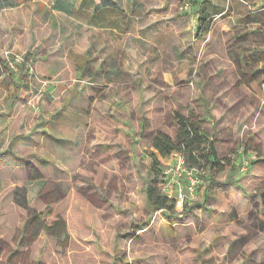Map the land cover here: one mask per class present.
I'll list each match as a JSON object with an SVG mask.
<instances>
[{"label": "rangeland", "instance_id": "374dc122", "mask_svg": "<svg viewBox=\"0 0 264 264\" xmlns=\"http://www.w3.org/2000/svg\"><path fill=\"white\" fill-rule=\"evenodd\" d=\"M21 1L0 13V91L20 92V130L49 148L20 165L0 155V264H264V37L249 33L247 0L207 3L201 35V0H78L66 14ZM76 65L83 80L45 82ZM175 110L232 164L152 211V139L176 138ZM158 156L165 179L174 154ZM59 218L64 234L41 228Z\"/></svg>", "mask_w": 264, "mask_h": 264}, {"label": "trees", "instance_id": "16d2710c", "mask_svg": "<svg viewBox=\"0 0 264 264\" xmlns=\"http://www.w3.org/2000/svg\"><path fill=\"white\" fill-rule=\"evenodd\" d=\"M207 3H211V0H201L198 11V35L208 33L211 30ZM174 113L178 123L176 138H172L159 130L152 139V147L160 156L167 158L174 153H183L187 166L198 170V172L205 170L221 172L232 164L229 158L219 155L216 141L211 139L208 129L194 112H191L190 116L180 110H175ZM158 154L155 152L151 154L153 158L151 170L154 173V179L146 189L147 203L152 211L174 210L175 200L169 198L162 191L161 184L164 178H161V175L164 174V171L161 169L162 162L159 160ZM42 223L41 228L52 236H60L62 231L63 234L66 231V222L63 219L59 218L51 224ZM66 239H68V236ZM62 245H64V242Z\"/></svg>", "mask_w": 264, "mask_h": 264}, {"label": "crops", "instance_id": "0c3cea01", "mask_svg": "<svg viewBox=\"0 0 264 264\" xmlns=\"http://www.w3.org/2000/svg\"><path fill=\"white\" fill-rule=\"evenodd\" d=\"M213 1V2H212ZM215 2H217V0H211V4H215ZM54 3V11H58V12H62L65 13L67 12V8L66 7H71L72 5L77 6L78 0H53ZM248 3V14L247 15V22L246 25L249 29V33L251 35H255L257 36L256 40H259L260 37H264V34L262 33V30L260 29V25H262V23H264V12L262 13H258L255 11V8L260 9V6L264 5V0H247ZM21 4H23V2L21 0H0V13L3 12L5 9L7 8H14L17 6H20ZM229 7V4H227ZM89 6V5H88ZM188 6V5H187ZM227 7V8H228ZM235 4H233V10L232 12L235 11ZM106 7L100 8V9H96L97 15L99 16H104L106 14ZM92 10L93 7L89 6L88 8V14L91 15L92 14ZM224 12L220 13V15L224 14ZM232 15H230L229 17H232ZM198 18H199V13L197 11L196 13V21L198 23ZM256 45L259 46H263L264 42L263 41H259L255 43ZM69 58L64 57L63 58V64L61 66H59L58 70H67V68L71 67L72 61L68 60ZM76 63V62H75ZM77 64V63H76ZM57 64H49V69H52L54 67H56ZM77 69H76V75L75 77L71 78H66V79H59L54 81V79H47L45 80V82H50V84H62L64 83V81H68L72 80V84H74L75 82L79 81V79H82V75L80 73L81 70L78 69V65ZM62 67V68H61ZM73 69H74V65H73ZM83 73V72H82ZM50 86V85H49ZM51 87V86H50ZM48 89V91L50 93H52L53 91L50 90V88H46ZM76 89H72L70 92V96H77V90ZM0 106L1 111H0V134H1V138H0V150L1 153L0 155L5 157V160L8 162L9 160L11 161H15L17 159V163L20 165V159L23 158L28 159H34L39 160L40 156L36 155V151H34L35 149H47L49 148V145L41 140L40 137V133L37 132L36 130L33 132H23L20 130V92L17 93H9L7 90H5V92L0 91ZM44 117L46 116H42L41 118V114L39 116H37L38 121H43ZM54 139L59 142L62 143L64 145V143L66 142V140L61 137H54ZM58 139L62 140V141H58ZM11 145V146H10ZM10 146V147H9ZM30 156H28L26 158L27 154H30ZM23 154V156H21ZM36 155V156H35Z\"/></svg>", "mask_w": 264, "mask_h": 264}, {"label": "built area", "instance_id": "2783aa9c", "mask_svg": "<svg viewBox=\"0 0 264 264\" xmlns=\"http://www.w3.org/2000/svg\"><path fill=\"white\" fill-rule=\"evenodd\" d=\"M165 176L162 191L169 198L174 199L176 205L182 206L193 199L196 186L200 182L199 172L187 166L183 153H174L171 167L165 171ZM181 177L182 182H180Z\"/></svg>", "mask_w": 264, "mask_h": 264}]
</instances>
